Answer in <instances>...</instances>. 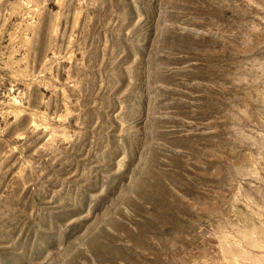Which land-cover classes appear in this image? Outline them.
Returning a JSON list of instances; mask_svg holds the SVG:
<instances>
[{
	"label": "rangeland",
	"instance_id": "rangeland-1",
	"mask_svg": "<svg viewBox=\"0 0 264 264\" xmlns=\"http://www.w3.org/2000/svg\"><path fill=\"white\" fill-rule=\"evenodd\" d=\"M0 264H264V0H0Z\"/></svg>",
	"mask_w": 264,
	"mask_h": 264
}]
</instances>
